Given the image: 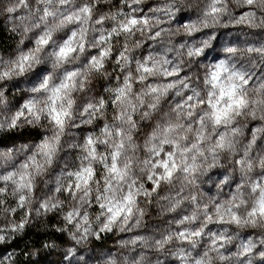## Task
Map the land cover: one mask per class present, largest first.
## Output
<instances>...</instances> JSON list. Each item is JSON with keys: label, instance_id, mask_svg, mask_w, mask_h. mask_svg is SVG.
I'll return each mask as SVG.
<instances>
[{"label": "snow or ice", "instance_id": "snow-or-ice-1", "mask_svg": "<svg viewBox=\"0 0 264 264\" xmlns=\"http://www.w3.org/2000/svg\"><path fill=\"white\" fill-rule=\"evenodd\" d=\"M108 2L14 0L3 10L12 31L19 29L22 38L13 57H0V85L27 77L31 87L14 112L0 115V132L24 125L43 131L37 133L38 142L23 146L28 154L22 161L0 173V211L13 215L25 210L19 223L0 227V244L15 238L5 233L24 231L39 184L69 148L81 151L76 166L64 164L51 194L39 199L35 215L63 210L66 205L56 194L67 193L63 220L75 229L71 239L77 245L114 230L123 233L144 227L145 210L140 204L165 185L173 188L161 197L167 202L162 212L175 213L185 202L192 210L174 218L170 223L175 229L160 238L136 235L121 241L122 247L141 244L164 253L176 243L179 246L169 251L170 264H253L254 256L264 264V152L253 153L258 138L264 136V43L244 49L225 46L220 51L216 33L205 32L231 25L264 29V0H205L195 19H177L178 13L194 7L195 0L192 4L163 0L148 8L151 15L140 7L145 0H120L123 7L95 15L98 6ZM229 5L243 11L234 15ZM21 10L24 14L17 15ZM106 22L111 27L105 28ZM58 33L64 35L57 38ZM175 36L186 39L173 44ZM113 38L123 39L114 57L123 78L116 76L117 86L104 89L110 93L105 99L91 95V78L94 73L108 75L105 65L113 60ZM25 40H30V47L24 46ZM149 41L153 42L150 48H163L146 50L139 58L134 55ZM169 53L175 55L170 59ZM251 54L256 59L241 62ZM77 62V67H69ZM3 97L0 87V104ZM109 106L116 112L110 123H103L99 135L89 132L83 143L64 140L70 127L105 120ZM252 121L258 126L242 143ZM141 122L151 127L142 144L134 138ZM237 155L239 159L233 160ZM0 156L12 159L8 153ZM222 161H231L240 179L230 183L228 176L220 174L215 187L222 191L224 185L234 184V189L224 199L205 200L200 190L206 183L203 178L213 180V170L224 167ZM6 197L15 201V208ZM94 208L99 211L92 218L89 209ZM213 225L218 230L213 231ZM246 229L259 231L255 238L249 233L239 239ZM204 238L210 242L198 250ZM238 239L231 251L229 246ZM74 255L76 249L70 248L66 258ZM98 259L101 264H121L110 253ZM122 259L123 264H152L142 253ZM0 264H13V256L0 255Z\"/></svg>", "mask_w": 264, "mask_h": 264}, {"label": "rangeland", "instance_id": "rangeland-1", "mask_svg": "<svg viewBox=\"0 0 264 264\" xmlns=\"http://www.w3.org/2000/svg\"><path fill=\"white\" fill-rule=\"evenodd\" d=\"M76 4L82 2V0H74ZM11 3H14V0H0V6L2 11L4 8ZM163 0H145L142 7L145 10V13L151 15L148 12L149 7H156L161 5ZM188 4H192L193 0H187ZM205 0H195L194 7L189 8L187 12H181L177 14V19H180L183 16L191 17L192 19L196 18L198 14V9L204 6ZM232 8V12L234 15H239L243 9H239L234 5H229ZM123 7L121 5L120 0H109L107 5H99V12L95 15H99L101 13L109 12V11H116L118 8ZM63 10V9H61ZM127 11V8H125ZM6 21L8 22L10 28L12 29V24L9 23L7 19V14L3 11ZM24 10H21L20 13L17 15H23ZM94 15V18H95ZM227 17L223 18L222 22H226ZM167 27V25H164ZM175 26V22H173V27ZM71 27V26H70ZM105 28L111 27L110 22H106L104 25ZM214 31L217 35L220 45V51L225 46H234L239 49H244L250 46H260V44L264 43V29L261 28H252L247 25H231L227 28L216 27L215 29H205V32ZM15 36L22 38V35L17 31H13ZM34 35V34H33ZM64 35V33H58L57 38H60ZM94 35V34H92ZM197 36L202 35L201 33L196 34ZM173 44H178L182 40L186 39L183 36H175L172 38ZM153 42L149 41L147 44L144 45L143 48L137 49L134 55L138 58L146 55V50H155V48H163V45H156L155 48H150ZM215 43V42H214ZM123 44L122 38H113V60L107 62L105 65L106 72L108 73L107 76H102L100 74L94 73L92 75V92L91 95L94 96H101L103 95L105 99H109L110 93L104 91L107 87L115 88L119 83L115 77L120 76L121 80L123 78V74L119 71L118 66L115 63L114 57L118 54L121 45ZM25 47H30L31 42L30 40H25ZM17 47L12 53L9 55L0 56L5 59H9L16 54ZM97 50H91L92 54H95ZM169 58L171 59L175 53H169ZM249 59H256L255 54H251L249 57H245L241 60L242 63L247 64ZM80 62H77L76 65H71L69 67H77ZM28 78H18L17 80L6 82L5 85H0V87L4 88V97H3V104H0V115H10L11 112H14L20 104L23 103L25 99L28 98L30 93L28 89L31 87V84L27 82ZM18 85V86H17ZM251 86V85H250ZM139 88V85H137ZM169 100H172V97L169 96ZM179 100V97L175 98ZM79 99L77 103H79ZM174 102V101H173ZM167 103V101H165ZM116 109L114 106H109L108 110L105 113V120L95 121L92 125H84L81 128H69L67 134L64 137L65 141L71 142L75 140L76 143H83L84 137L89 132H95L99 135V129L103 127V123L111 122L112 116L115 114ZM43 124L46 125V122L42 121ZM258 126L257 122L252 121L248 123V127L245 129V136L242 140V143H247L248 140L251 138L250 130H254V128ZM42 128H32L29 125H24L22 128H18L12 131H7L8 135L10 136L9 140L0 144V154L8 153L11 155L12 159L9 161H5L2 156H0V173L4 172L5 170H11V168L18 164L20 161L24 159V157L28 154L24 152L23 146L30 145L38 142L40 140V135L37 133L42 132ZM151 131V127L148 126V122H141L140 125V132L134 136L137 143L142 144L146 135ZM101 150L103 146H100ZM30 151V149H29ZM257 152H264V136H261L257 140V144L253 148V153ZM141 156L144 155L143 152L139 153ZM81 155V151L79 149H69L65 148L59 157V161L53 168L43 177L44 183H40L39 187L37 188L36 196L33 199L32 204L30 205L32 209V215L29 217L30 220H35L40 217H50L51 221L54 222V228H56L57 232L60 234V239L63 241H59L57 238L52 240H48L43 247V250L40 253V256L37 258L36 264H101V261L98 259L100 257H106L109 253L113 256H116L118 260L121 261L123 264V257H128L131 259L133 256H136L137 253L146 254L148 258L152 261V264H156L157 260H160L162 264H170V261L173 257L170 256L169 251L175 250L179 245L174 243L173 245L168 246V249L164 253L156 252L154 249H145L141 244L137 245H129L127 247L121 246V241L129 240L130 238L136 235H142L149 238H160V236L165 233L166 230L170 228L175 229V225L170 223L174 220V218H178L181 214H188L192 209L191 206L185 202L181 209H178L175 213H167L162 212L161 209L167 206V202L162 200L161 197L164 195L169 194L170 190L173 186H165L162 185L161 189L158 190V194L154 195L150 201H144L140 204V207L145 210V217H144V227L137 229L133 232H118L114 230L112 233H105L101 235L100 239L89 238V240L83 244L77 245L75 241L71 239V234L75 232V229L71 225H66L63 220V212L67 211V205L69 201L67 199V193H59L56 194L58 198L64 201L66 207L59 211V212H51L46 215L37 216L35 215V209L38 206V201L41 197L46 194H51L50 190L55 187V182L58 173L64 167V164L67 163L69 168H73L76 166V161H78ZM239 159V155L232 158ZM223 168H218L213 170V180H207V177L203 179L206 183H202L200 185V190L204 194L203 199H207L208 197H219L220 199L226 198L227 194L234 189L233 187H229L228 185L223 186V190L220 191L215 187V183L221 178L220 174L226 175L229 178L230 183L232 181H238L240 179V173L233 166L231 161L225 162ZM149 188L151 185H147ZM174 194V192H173ZM8 200L9 206L15 208V201L11 197H6ZM98 209H89L90 216L92 218L98 214ZM25 216L24 209H18L15 214L7 215L4 212L0 211V227L10 226L13 223H19L21 219ZM95 227V224H93ZM213 231L218 230L217 226H210ZM58 229H66V231H58ZM235 231V230H234ZM259 230H252L246 229L240 232L239 239H243L252 234V237H256V233ZM6 235H11L13 233H5ZM239 239L234 242L233 245L229 246L231 251H235L236 243L239 242ZM209 239L204 238L201 240L200 246L198 250L206 248L209 244ZM7 242L0 244V255L7 256L11 254L13 256V264H17L19 260L18 256L14 252L7 251L5 249ZM186 246V245H185ZM187 247V246H186ZM70 248L76 249V255L72 256L70 259L66 258L67 252ZM195 254V253H193ZM261 258L259 256H254L253 264H260Z\"/></svg>", "mask_w": 264, "mask_h": 264}, {"label": "trees", "instance_id": "trees-1", "mask_svg": "<svg viewBox=\"0 0 264 264\" xmlns=\"http://www.w3.org/2000/svg\"><path fill=\"white\" fill-rule=\"evenodd\" d=\"M20 38L15 36L0 6V56L12 53L19 45ZM7 132H0V144L10 139ZM15 238L7 241L5 249L17 254V264H36L37 258L48 240L57 238L60 234L54 228L50 217H40L30 220L23 232L11 234Z\"/></svg>", "mask_w": 264, "mask_h": 264}]
</instances>
